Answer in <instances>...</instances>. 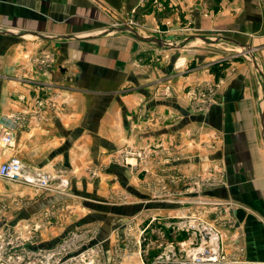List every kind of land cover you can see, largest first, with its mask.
Wrapping results in <instances>:
<instances>
[{
	"label": "crops",
	"instance_id": "obj_1",
	"mask_svg": "<svg viewBox=\"0 0 264 264\" xmlns=\"http://www.w3.org/2000/svg\"><path fill=\"white\" fill-rule=\"evenodd\" d=\"M11 116L0 163L69 181L58 193L0 179V228L31 248L97 228L96 264H193L199 238L179 218H198L219 223L226 257L264 264V0H0V121ZM161 187L178 197L155 201ZM16 192L29 201L15 206ZM150 217L137 253L123 225L136 218L134 237Z\"/></svg>",
	"mask_w": 264,
	"mask_h": 264
},
{
	"label": "built area",
	"instance_id": "obj_2",
	"mask_svg": "<svg viewBox=\"0 0 264 264\" xmlns=\"http://www.w3.org/2000/svg\"><path fill=\"white\" fill-rule=\"evenodd\" d=\"M212 92V86L208 85L199 99L208 100ZM15 121L16 116L0 121V142L3 147H11L14 141V127L11 122ZM0 179L40 190H48L54 186L58 193H65L69 184L65 178L58 179L49 172L29 169L17 156H10L0 163ZM151 196L157 202H170L178 197L165 187H161L157 192L152 191ZM124 201L122 197L117 203ZM154 220V217H150L143 228H138L134 237L136 218L125 221L123 232L138 246L137 253L145 231ZM179 220L185 221L182 222L179 231L199 238L198 247L190 255L193 264H243L240 260L225 256L219 223H209L198 218L181 217ZM97 235V228L82 229L63 235L55 245L48 248H31L32 241L30 237L23 235L22 230L3 227L0 228V264H96L102 254V245L97 242ZM233 236L235 234H232ZM168 259V255L161 256L151 264L167 263Z\"/></svg>",
	"mask_w": 264,
	"mask_h": 264
},
{
	"label": "rangeland",
	"instance_id": "obj_3",
	"mask_svg": "<svg viewBox=\"0 0 264 264\" xmlns=\"http://www.w3.org/2000/svg\"><path fill=\"white\" fill-rule=\"evenodd\" d=\"M131 28L133 29V30H135L132 26H131ZM135 31H137V32H139L140 33V35H142V36H144V37H146V38H148V39H151V40H154L155 42L156 41H159V40H156V39H152V36L151 35H153V34H150V33H142V32H140V31H138V30H135ZM210 41H214V42H218L217 40H215V39H212V40H210ZM199 45H202L203 47H210L211 45H214V44H211V43H209V44H206L205 45V42L203 41V42H200V44ZM211 47H213V46H211ZM131 152H133L134 150H130ZM130 152V153H131ZM68 183H69V181H68ZM2 182H0V188H2ZM2 190V189H1ZM5 190V189H4ZM4 190H2V191H4ZM17 193V197H16V199H15V201H14V204H15V206H21V205H24V204H26L28 201H29V198L28 197H23V196H21L19 193L20 192H16ZM20 196H19V195ZM24 195V194H23ZM10 209L8 208V205L6 204V202H5V198H1L0 197V221H2L3 222V224L5 223L4 221H6V216H7V214L9 213L8 211H9ZM148 221V220H147Z\"/></svg>",
	"mask_w": 264,
	"mask_h": 264
},
{
	"label": "water",
	"instance_id": "obj_4",
	"mask_svg": "<svg viewBox=\"0 0 264 264\" xmlns=\"http://www.w3.org/2000/svg\"><path fill=\"white\" fill-rule=\"evenodd\" d=\"M126 30H127L129 33H131L132 35H134L135 37H137L138 39L142 40V41L150 42V43H151V42H155V41H153V40H151V39H148V38H146V37H144V36L138 34L135 30H133V29L130 28V27H127ZM204 40H205V39H204ZM184 118H185V117H184ZM201 118H202V117H200V116H197V117H195V116H189V117H186V118H185V121H184V122L188 123V122H190V121H200Z\"/></svg>",
	"mask_w": 264,
	"mask_h": 264
}]
</instances>
